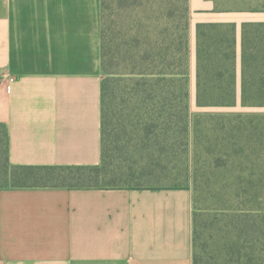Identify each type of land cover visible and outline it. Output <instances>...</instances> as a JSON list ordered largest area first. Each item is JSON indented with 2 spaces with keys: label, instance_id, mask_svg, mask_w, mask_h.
Returning <instances> with one entry per match:
<instances>
[{
  "label": "crops",
  "instance_id": "1",
  "mask_svg": "<svg viewBox=\"0 0 264 264\" xmlns=\"http://www.w3.org/2000/svg\"><path fill=\"white\" fill-rule=\"evenodd\" d=\"M100 2L0 0V124L11 164H100ZM246 6L264 0H189V96L197 24L233 28L222 49L234 55L235 105L214 111L264 113L243 105L244 56L264 49V10L217 9ZM192 233L190 187L0 188V264H193Z\"/></svg>",
  "mask_w": 264,
  "mask_h": 264
},
{
  "label": "trees",
  "instance_id": "2",
  "mask_svg": "<svg viewBox=\"0 0 264 264\" xmlns=\"http://www.w3.org/2000/svg\"><path fill=\"white\" fill-rule=\"evenodd\" d=\"M100 5V164L13 165L0 124V188L190 187L193 264H264V113H192L189 0H101ZM232 30L197 24L199 108L235 105L227 67L234 55L222 49V33ZM244 61L243 105L264 106V49H252ZM130 178L186 183L133 185Z\"/></svg>",
  "mask_w": 264,
  "mask_h": 264
},
{
  "label": "rangeland",
  "instance_id": "3",
  "mask_svg": "<svg viewBox=\"0 0 264 264\" xmlns=\"http://www.w3.org/2000/svg\"><path fill=\"white\" fill-rule=\"evenodd\" d=\"M259 10H264V9L262 8V9H259ZM259 68H261V64L259 65ZM256 73H261L260 69ZM194 97H195L194 94L192 96H190V109H191L192 113L200 111V108L197 107V105L195 103V98ZM202 109H204V108H202ZM208 109H210V108H205V110H208ZM211 110H218V109L211 108ZM180 181L182 183H186V181L183 180V179H174V178H158L157 181H156V179L152 180V179H146V178L145 179H136V178H134V179L130 178L129 179V183L130 184H133V185H147V186H149V185H151V186H154V185L168 186V185H171V184L178 183ZM189 183L191 184L190 180H189Z\"/></svg>",
  "mask_w": 264,
  "mask_h": 264
}]
</instances>
